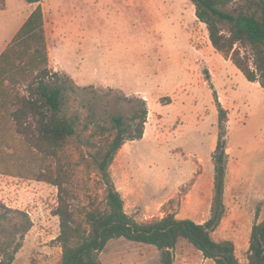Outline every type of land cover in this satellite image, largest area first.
I'll use <instances>...</instances> for the list:
<instances>
[{"label": "rangeland", "instance_id": "1", "mask_svg": "<svg viewBox=\"0 0 264 264\" xmlns=\"http://www.w3.org/2000/svg\"><path fill=\"white\" fill-rule=\"evenodd\" d=\"M42 6L49 67L68 88L63 114L79 117L76 134L61 151L76 215L83 219L88 210L106 206L93 155L114 136L115 117L127 120L145 102L144 136L127 141L110 167L125 210L140 222L171 212L208 220L220 101L228 110L231 148L225 216L232 213L213 237L233 240L246 262L252 224L264 218V194L258 193H264V87L216 51L191 0H43ZM34 7L0 0V52ZM0 201L33 221L13 264H58L57 187L0 174ZM174 254L175 264H217L187 241ZM100 258L104 264H162L156 246L126 238L112 239Z\"/></svg>", "mask_w": 264, "mask_h": 264}, {"label": "trees", "instance_id": "2", "mask_svg": "<svg viewBox=\"0 0 264 264\" xmlns=\"http://www.w3.org/2000/svg\"><path fill=\"white\" fill-rule=\"evenodd\" d=\"M25 1L35 7L0 53V174L47 181L57 187L54 213L60 219V233L56 241L62 247L58 264H104L100 254L115 238L156 246L162 264H175L174 251L181 241H187L217 264H264V218L253 224L247 262L237 256L233 240L213 237L227 210L224 192L229 115L220 101L213 154L215 193L208 220L178 218L171 212L140 222L125 210L110 167L127 141L144 136L149 118L145 102L127 120L115 117L114 136L93 155L106 187V206L88 210L83 219L76 215L72 208L74 195L68 186L71 174L61 151L76 134L79 117L63 114L68 88L59 71L49 67L43 0ZM191 1L216 51L230 58L249 81L264 87V0ZM32 226L28 212L0 201V264H13Z\"/></svg>", "mask_w": 264, "mask_h": 264}, {"label": "crops", "instance_id": "3", "mask_svg": "<svg viewBox=\"0 0 264 264\" xmlns=\"http://www.w3.org/2000/svg\"><path fill=\"white\" fill-rule=\"evenodd\" d=\"M29 15H30V13H29ZM29 15H28V16H29ZM28 16H27V18H28ZM27 18H26V19H27ZM26 19H25V20H26ZM25 20L22 22V24L25 22ZM22 24H21V25H22ZM19 28H20V26H19ZM19 28H18V29H19ZM4 48H5V47H4ZM4 48H3V49H4ZM3 49H2V50H3ZM2 50H1V52H2ZM1 52H0V53H1ZM227 151H231V148L229 147V148L227 149ZM258 193L264 194V193H262V190H261V189L258 191ZM231 213H232V212L229 210V214L227 213V216H225V217L223 218V221H222V222H224V220H226V218H228V217L230 216ZM253 218H254V216H253V213H252V219H253ZM252 223H253V222H252ZM252 225H253V224H252ZM248 239H249V238H248ZM248 243H249V242H248ZM242 259H243V258H242ZM240 260H241V259H240ZM243 260H245L246 262L248 261L247 259H243ZM242 262H243V261H242Z\"/></svg>", "mask_w": 264, "mask_h": 264}]
</instances>
